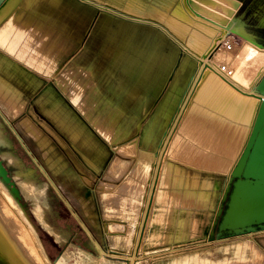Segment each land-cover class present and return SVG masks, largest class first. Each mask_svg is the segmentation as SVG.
I'll return each mask as SVG.
<instances>
[{
	"label": "crops",
	"instance_id": "0c3cea01",
	"mask_svg": "<svg viewBox=\"0 0 264 264\" xmlns=\"http://www.w3.org/2000/svg\"><path fill=\"white\" fill-rule=\"evenodd\" d=\"M96 1L101 3L100 0ZM8 2L9 0H0V14ZM178 2L179 0H110L106 3L110 8H107V6L91 3L90 0H71V3L77 5H87L97 10L107 9L126 17L125 21H119L101 13L87 33V38L85 37L86 39L84 38L81 45L77 47L76 53H74L73 45L70 47L69 53L60 62L64 66L56 70L57 74L54 77L56 87L67 98L69 97L68 100L78 107L80 112L86 110L100 113L95 115L90 124L112 143L124 144L135 138L139 150H143L141 146L147 148L144 145L151 142L159 143L158 150L179 110L188 84L195 73L196 62L170 122H168L170 117L167 116L165 126L169 124L163 127L165 129L160 141H158L160 135L153 141L152 137V139L146 137L149 129L154 128L157 121L159 122L162 118L161 116L169 111L165 107L167 97L176 94L174 89H179V84L184 78L180 67L186 60V55L178 50V47L170 41V37L180 47H183L182 41L179 40V42L170 30H165V22ZM242 6L234 17L235 21L243 19L240 17ZM18 9L17 7L13 10L5 25L6 19L0 21V58L8 65L10 77L15 81L18 80L15 87L19 91L21 87L37 90L41 87L42 81L20 66L26 63V60L20 58L19 55L22 46L11 53L3 45L10 41L15 27V17L12 15ZM232 22L233 26L239 24ZM244 24L247 27L246 22ZM237 30L243 31L241 24L238 25ZM230 38L235 42V35ZM13 63L19 65L21 71L14 70L11 66ZM0 74L4 79L7 77L4 72L0 71ZM175 81H179L176 87ZM127 99L128 103L123 102ZM137 102L140 104L138 107ZM41 103L47 106L46 111L52 117L55 104H62L64 114H57L61 119L53 117L57 124L72 139L81 141L82 147L91 151L100 150L99 143L93 137L91 130L55 94L51 87L44 93ZM127 105H133V108L132 106L126 107ZM88 106L92 107V110ZM203 108V117L217 122L218 128H215L217 130L215 136L213 139L212 137L200 138V132L197 129L200 126V120L195 117V120L188 125L191 131L186 137L198 143L218 144V132H221L220 127L225 125V120L221 119L219 123L215 110L211 109L208 104ZM132 109L140 110V113H148L147 120L149 121L145 125L143 138L132 135L133 129L141 127L143 129L144 125L142 126L143 122L141 123L140 118H134V121L133 118L130 119L131 123H127V120L124 122L125 119H118L119 113L121 114L124 110L133 111ZM68 123L72 130L68 129ZM191 124L192 127H190ZM124 126L131 127L132 131L126 133L119 129ZM108 128L116 129V133L107 131ZM146 151L149 150L146 149ZM137 153L133 156H123L116 152L112 155L113 157L109 159L106 157L103 167L100 166L97 170H87L89 172L87 180L83 177L84 174L81 178L72 176L71 186L67 184L66 197L63 202L64 217L59 213L60 210L56 203L49 201L50 214L43 221L39 219L38 229L47 236L59 240L60 248L65 249V253H62V256L66 257L64 262H69V264H117L123 258L126 260L124 256L133 253L136 247L137 236L133 234L135 232V235H138V225L144 220L147 224L143 239L146 240V244H151L147 246V249L152 252L194 246L207 238L221 204L227 175L167 158L162 165L158 189L151 203L148 217L146 215L149 182H151L150 176L153 175L154 166L151 164L148 175L140 180L136 176L137 162L140 158V152ZM117 160L127 166L126 172L122 175L116 170ZM123 203L127 207L120 208ZM119 209L122 211H116ZM63 222L64 226H62ZM110 227H113V231ZM58 231L63 234L56 235ZM125 240L130 243H124Z\"/></svg>",
	"mask_w": 264,
	"mask_h": 264
},
{
	"label": "rangeland",
	"instance_id": "374dc122",
	"mask_svg": "<svg viewBox=\"0 0 264 264\" xmlns=\"http://www.w3.org/2000/svg\"><path fill=\"white\" fill-rule=\"evenodd\" d=\"M90 1L91 3L100 4L105 7L107 6L106 3L110 2V0H100L101 3L96 0ZM240 1L243 4L240 17L243 18L242 21L246 22L247 27H245L244 22L239 20L235 21L233 19L234 24H241L244 32L264 48V0ZM19 5V9L12 15V17H15V27L10 36V41L3 45L11 53L15 52L19 46H22L19 55L20 58L26 60V63L20 66L24 67L32 75L41 80L42 85L37 90L21 87L22 96L14 95L13 97L6 92L5 88L3 89V86L0 88V141L2 143L0 147V160L7 169L8 175L16 188L19 183L25 182V178L29 176L32 177L34 182V187H32V185L30 186L34 188L36 192L34 193L29 186V188H27L30 194L29 198L22 193L19 197H14L9 188L1 184L2 181L0 176V200H2L3 206L7 207L9 211L11 210L9 212L11 215H8L18 223L19 231L23 232V235L27 234L31 237L39 254L33 251L34 248L30 247L31 245H27L34 255L37 254L38 258L41 255V263L38 262V264H56L57 261H60L61 264H69V262H64L66 257H64V255L62 256V253H65V249L60 248L59 240L47 236L43 231H39L38 229L39 219L41 218L44 220V218L50 214L49 201L51 200L56 203V206H58L60 210L59 213L64 217L65 205L63 202L66 197L67 184L71 186L72 176L74 178H81L84 174L83 177L87 180V175H89L87 170H97L100 166L103 167L106 162L105 158L108 157L109 159V157H113L112 155H114L117 150L120 152V149L125 145L133 144L136 155L138 154L137 152L143 151L145 147L141 146L143 150H139L137 148V139L135 138L124 144H116L112 143L110 140H106L98 133L96 128L90 124L92 123L91 120L95 118V115H99L100 113L86 110L85 112H80L78 107L72 105L68 100L69 97L67 98L55 85L56 80L54 77L57 74L56 70H60V68L64 66L63 63V65L60 64L63 57L69 53L72 45L75 49L74 53H76L78 50L77 47L81 45L87 33L92 28V25L96 23V20L102 13L101 10L93 9L87 5H77L71 3V0H19ZM107 8L110 7L107 6ZM111 9L114 10L113 8ZM109 17L113 18L111 15H109ZM173 34L175 35V33ZM233 43H238L241 47L244 43V38L235 35V42H232V46ZM256 53L257 51L255 49L250 48L249 58L253 57ZM194 65L195 61L188 55V58H186L180 67V72L184 75L183 81L180 84L179 81H175L174 85L176 87L177 84H179V89H174L176 94H171L167 97L165 107L168 108L169 111L161 116L162 118L159 119V122L157 121L154 128L149 129L146 136L148 139L153 138V141L160 135L158 140L160 141L161 135L164 132L163 130L165 129L163 127L166 124L167 116L170 117L168 121L170 122ZM50 87L91 130L93 137L99 143L100 150L96 149L91 151L86 147H82L81 141L72 139V137L57 124L56 120L47 113V106H43L41 98ZM5 93H7V96ZM9 96L10 98H8ZM7 99H11L12 101ZM127 101L128 99L123 100L125 103H128ZM3 102H6L5 104L9 102L11 105H4ZM139 105V102H137V107ZM131 106L127 105L126 107L133 108V105ZM88 107L92 110V107ZM132 110L133 111L124 110L121 114L119 113L118 119H125L124 122L127 120V123H131L130 119L133 118L134 121V118H140L142 120L141 123L143 122L142 126L144 125L143 129L142 127L136 130L133 129L132 135L133 137L143 138L145 125L148 124L149 121L147 120L148 113H140V110L136 111V109ZM156 114L159 115L160 113ZM200 119V122L198 121L200 126L197 128L200 132L199 137H212L213 139L216 133L215 128H218L216 126V120ZM168 124L169 123H167V125ZM116 128L118 129V127ZM108 129L106 130L116 133V129ZM119 129L124 130L126 133L132 131L131 127L126 126L119 127ZM29 130L32 131L33 134L29 133ZM35 136L38 137V140L42 139L40 141H43L44 144L39 146L37 140H35ZM200 138L198 140H200ZM217 139V143L221 145L220 147L208 143L204 145L219 150L222 155L226 153L227 157L233 156L236 153V146L231 141L232 138L226 127L221 129ZM154 143L155 142L145 144L144 146L147 148H145L144 151H146V149L151 152L156 151L159 143ZM188 143L189 144H187V147L184 149L185 153L194 151L195 147L196 150L200 149L198 148L200 143L195 144L190 141ZM127 156H133V154ZM49 162L51 163L49 164ZM129 162L133 163V161ZM217 163L224 166V168L226 167L224 160L222 162L218 159ZM151 164H154V159L153 162L151 160L150 165ZM150 165H148V168H150ZM116 167L117 172H120V174H124L123 172L127 170V166L119 160H117ZM224 168H221V170L223 171ZM206 169L211 170L210 168ZM213 171L219 172L218 170ZM16 173H19V177H16ZM132 177L133 176H131V179L133 181ZM225 180H227V176H225ZM33 201L37 203V211L40 213V218H38L34 212L35 207ZM23 209L26 213L23 212ZM62 224V226H64V222ZM144 230L145 228L142 229L138 227V235H135V232L133 234L138 237L136 239L135 250L133 251V253H135L136 264L138 262V264H178V262L186 258L189 259L187 264H261L264 260V230L223 240H215L213 242L204 240L194 246L170 249L164 252H152L147 249V246L151 244H146V240L143 239ZM61 234H63V232L58 231L56 233V235ZM250 241L255 244L256 249L253 257L247 260L235 259L228 260L227 262L222 260V262L221 260L214 261L213 259H204L199 262V260L193 259L195 255L204 254L209 250L213 251L221 247H229L232 249L236 243ZM123 242L130 243V241L127 240ZM118 256L121 257L120 255ZM124 257H126V255ZM189 257L192 258L190 259ZM74 259H76V257H74ZM37 261H40V259H37ZM125 263L132 264L127 257L126 260L123 258L120 263L117 262V264ZM262 264H264V261Z\"/></svg>",
	"mask_w": 264,
	"mask_h": 264
},
{
	"label": "bare ground",
	"instance_id": "6f19581e",
	"mask_svg": "<svg viewBox=\"0 0 264 264\" xmlns=\"http://www.w3.org/2000/svg\"><path fill=\"white\" fill-rule=\"evenodd\" d=\"M18 6H19V0H10L7 6H5L4 10H2L0 14V21H3L5 19L7 21V19L12 14L13 10L16 9ZM233 19L234 18L230 19L228 28L237 30L238 25L235 26L232 25ZM165 27H166L165 30L167 29V31L168 30L171 31V32L169 31L170 33L172 32L175 33L174 37L178 39V41L179 40L182 41L185 52L187 53V55H189V57H191L196 62L197 66L195 69V73L190 83L188 84L185 96L179 107V110L177 111L173 119V122L171 123L169 129L167 130V133L165 134V137L163 139V142L161 143L160 148L156 152L143 150L140 151L139 153L140 158L137 162L138 166H137L136 176L139 177L140 180L142 179V177L145 178L148 175L149 173L148 165H150L151 160L153 162L154 159V164H153L154 172L152 173L153 174L152 177L150 176L151 182H149L150 190H149V196L147 202L148 206L152 203L154 196L157 192L161 171H162V165L165 159L167 158L174 161H180L182 163L195 166L200 169L210 168L211 170L212 169L218 170L220 173L224 172L223 174L227 176L230 175L232 167L239 158L242 149L245 145V142L251 130L253 119L256 115L258 106L261 102L258 96L252 94L253 87L255 86L257 81L261 78V76L264 74V48H260L259 46L255 45L253 42L245 38H244V43L241 47L239 46L238 43H233L232 46L233 41L231 40L230 37L226 36V32L228 28L221 27L216 23L198 17L189 10L186 0H179V2L177 3L175 8L169 15L168 19L166 20ZM250 48L255 49L257 51V53L251 58H249L248 56ZM11 66L14 68V70L21 71L20 69L21 67L19 65L13 63L11 64ZM223 66H225L226 69L230 71V75L228 78H225L222 75L221 69ZM0 71L4 72L5 75L7 76L4 79L0 74V86H1L0 88H2L3 86V89L5 88L6 92L9 95H12V97L14 95L22 96L21 91H19L15 87L18 84V80L16 79L17 81H15L10 77L9 74L10 71L8 65L1 58H0ZM7 93H5V95ZM8 98H10V96ZM3 103L4 105L10 104L9 102L7 104H5L6 102ZM207 104L211 107V109L215 110L216 112L215 115L218 116L217 117L218 121L221 119L225 120V125L223 127H226L228 129V133L231 136H233L232 142L236 146V153L233 156L227 157L226 153L225 155H222L219 152V150L209 148L208 146H205L204 143H200V146L198 147L200 148L199 150H196L195 147L194 151L185 153L184 149L187 147V144H189L188 143L189 141L195 144H199L194 140H188V137H186L189 136V133L191 131V129L188 128V125L193 120H195V117L199 120H201L200 118H204L202 115L203 114L202 112H204L203 107L206 106ZM61 107L62 104H55L54 110L52 111L53 117L56 116L58 119H61V117L57 115V114H64ZM205 113L207 114V116L212 118L210 114H208L207 112ZM192 126L193 125L191 124L190 127ZM67 127L69 130H72L71 125L69 123ZM223 127H220V129H222ZM29 133L33 134L32 131L30 130ZM35 140H37L39 146L41 144L42 145L44 144L43 141H40L42 139L38 140V137L36 136H35ZM214 145H216L217 147L221 146L220 144H214ZM1 146L2 143L0 141V147ZM118 151L119 150H117V152ZM118 153H120L119 155L127 156L131 154L134 155L136 152H135V147L132 144V145H125L123 148L120 149V152ZM218 159H220L222 162L224 160V164L226 165L225 168L224 166H221L219 165V163H217ZM50 163L51 162H49V164ZM221 168H224V170L222 171ZM0 172L2 174L1 184L6 185L14 197H19L21 193L28 198L30 197V194L27 191V188H29L30 183H28L27 181L21 182L18 184L17 188L11 187L10 179L8 176H6L5 169H2L0 167ZM131 174H132L131 176H133V171L131 172ZM16 177H19V173H16ZM110 197L114 198L115 196H110ZM118 199L121 200L120 198ZM125 200L127 201L129 199H125ZM33 205L35 207L34 212L36 216L40 218L39 215L40 213L37 211V203L35 201H33ZM123 205L124 203L122 204V207L120 206V208H123L124 207ZM6 208L7 207L3 206L2 200H0V264H38V262L41 263V259H42L41 255L38 258L36 254L38 253V251L33 241L31 240V237L27 234L23 235V232L19 231L18 223L14 221V219L11 216L8 215L10 214L9 212L11 210L9 211V209L7 208L8 209L7 210ZM120 210L121 209L116 211H120ZM23 212H25L24 209ZM122 213L123 212H121V214ZM146 224L147 223H145L144 220L139 225V228L142 229L145 228ZM111 228L113 231V227H110V229ZM27 244L29 246L31 245L30 247L34 248L31 249H33V251H36L35 253L36 255H34L33 252H31ZM255 249H256L255 244L251 241L239 242L236 243V245L232 249H230L229 247H221L213 251L209 250L204 254L195 255L193 259L199 260V262L203 261L204 259L206 260L213 259L214 261L225 260L226 262L228 260H235V259L247 260L253 257L255 253ZM126 257L130 262H132V264L136 262L135 253L127 254ZM189 258L191 259L192 257ZM37 259L38 260L40 259V261H37ZM188 260L189 259L187 258L183 259L182 261L178 262V264H187ZM263 261L261 262V264L263 263ZM56 264H61V262L57 261Z\"/></svg>",
	"mask_w": 264,
	"mask_h": 264
},
{
	"label": "water",
	"instance_id": "95a60500",
	"mask_svg": "<svg viewBox=\"0 0 264 264\" xmlns=\"http://www.w3.org/2000/svg\"><path fill=\"white\" fill-rule=\"evenodd\" d=\"M186 2L192 13L225 28H228L230 19L236 16L242 6L239 0H186ZM101 12L117 20H126V17L106 9H101ZM233 35H239L263 48L251 39L244 29L237 31L228 28L226 36ZM170 41L188 58L183 47H180L172 37ZM252 94L258 96L261 102L242 152L227 178L221 204L205 241L213 242L264 230V74L253 87ZM0 167L5 169L6 176L9 177L1 160ZM0 176L2 178L1 172ZM9 179L10 186L15 188L10 177ZM150 208L151 204L148 206L146 216Z\"/></svg>",
	"mask_w": 264,
	"mask_h": 264
},
{
	"label": "built area",
	"instance_id": "2783aa9c",
	"mask_svg": "<svg viewBox=\"0 0 264 264\" xmlns=\"http://www.w3.org/2000/svg\"><path fill=\"white\" fill-rule=\"evenodd\" d=\"M225 46H227V45H225ZM221 72H222V75H223L225 78H228L229 75H230V71H228V69H226L225 66L222 67Z\"/></svg>",
	"mask_w": 264,
	"mask_h": 264
},
{
	"label": "flooded vegetation",
	"instance_id": "af4514ba",
	"mask_svg": "<svg viewBox=\"0 0 264 264\" xmlns=\"http://www.w3.org/2000/svg\"><path fill=\"white\" fill-rule=\"evenodd\" d=\"M19 165V164H18ZM28 182V183H30V185H32V187H34V182H33V179H32V177H29V179H28V176L25 178V182ZM32 191H34V193L36 192L35 191V189L34 188H32Z\"/></svg>",
	"mask_w": 264,
	"mask_h": 264
}]
</instances>
